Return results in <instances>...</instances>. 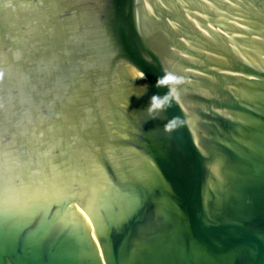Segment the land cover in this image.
I'll use <instances>...</instances> for the list:
<instances>
[{"label": "water", "instance_id": "obj_1", "mask_svg": "<svg viewBox=\"0 0 264 264\" xmlns=\"http://www.w3.org/2000/svg\"><path fill=\"white\" fill-rule=\"evenodd\" d=\"M0 264H264V0H0Z\"/></svg>", "mask_w": 264, "mask_h": 264}]
</instances>
